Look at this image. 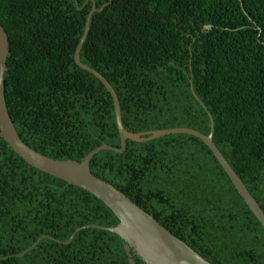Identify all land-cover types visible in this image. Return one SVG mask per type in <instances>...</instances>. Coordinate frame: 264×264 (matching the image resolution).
Here are the masks:
<instances>
[{"label": "trees", "instance_id": "1", "mask_svg": "<svg viewBox=\"0 0 264 264\" xmlns=\"http://www.w3.org/2000/svg\"><path fill=\"white\" fill-rule=\"evenodd\" d=\"M127 131L189 127L212 141L264 211V0H0L3 75L20 138L55 159L120 146ZM211 115V118L209 116ZM90 171L212 264H264V228L198 137L101 149ZM118 218L26 163L0 137V264H129ZM135 264H145L130 248Z\"/></svg>", "mask_w": 264, "mask_h": 264}, {"label": "water", "instance_id": "2", "mask_svg": "<svg viewBox=\"0 0 264 264\" xmlns=\"http://www.w3.org/2000/svg\"><path fill=\"white\" fill-rule=\"evenodd\" d=\"M96 6L93 3L89 11L83 35L74 50V61L81 68L89 71L97 77L111 94L116 124L120 135V146L115 147L102 143L90 152H88L79 161L74 159H55L44 155L30 146H28L16 132L13 123L8 114L4 99V80L3 75L6 66L8 54V38L5 30L0 25V137L4 138L7 144L28 164L31 166L62 179L70 184L79 186L90 192L104 204L118 218V223L109 226H99L118 234L127 244L129 264H135L131 257L130 248L140 257L145 264H212L203 258L199 253L193 250L186 242L171 233L166 227L160 224L151 214L146 212L129 197L118 190L107 181L94 175L89 169L91 157L101 149H111L121 152L125 148L126 139L134 141H147L170 133H187L200 138L212 151L236 191L243 198L246 205L256 216L264 228V211L259 206L255 198L250 194L245 184L237 173L227 162L223 154L219 151L212 141L213 122L211 119L210 131L204 134L198 130L189 127H173L142 132L127 131L123 127L120 113V105L117 95L110 83L98 71L87 64L81 62L79 58L80 47L88 33L90 17ZM211 118V115L209 113Z\"/></svg>", "mask_w": 264, "mask_h": 264}]
</instances>
